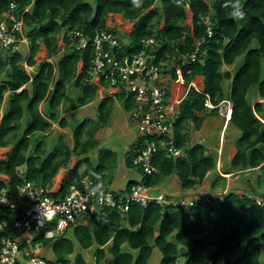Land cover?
Segmentation results:
<instances>
[{
  "label": "trees",
  "instance_id": "1",
  "mask_svg": "<svg viewBox=\"0 0 264 264\" xmlns=\"http://www.w3.org/2000/svg\"><path fill=\"white\" fill-rule=\"evenodd\" d=\"M156 1L96 0L93 7L86 0H0V17L12 2L17 4L16 16L24 22L23 32L29 43L27 58L16 53L0 62V74L5 72L8 78L0 88V113L6 104L0 124V148L12 147L7 159L0 160V174L10 179L8 184L0 180V191L5 187L15 190L24 182L51 188L59 171L66 168L74 155H87L96 147L91 131L84 140L91 121L84 122L75 131L73 150L63 140L50 151L45 148L44 141L35 148L31 146L32 138L48 134L53 124L68 127L65 119H59V112L70 86L82 91L80 107L96 97L99 88L89 83V70L95 56L92 39L102 30L118 33L107 27L110 14H121L136 23L130 35V43L135 47L141 40L155 37L162 46L163 55L172 53L174 48L185 55L193 52L196 43L201 42L197 60L184 66L180 74L175 69L171 74L172 81L182 80L190 86L197 77L204 78V88L190 89L185 100L175 107V140L183 155L178 159L168 158L164 153L156 156L153 163L159 173L143 177L146 187L154 188L163 179L176 175L181 187L190 191L217 169L216 155L210 154L202 144L191 145L188 132L191 124L201 129L208 116H218L221 103L226 101L233 106L229 124L242 132L236 142L231 169L242 173L264 170V102L248 100L251 90L255 89L264 101V0H213L210 3L207 0H159L162 13L152 9ZM187 5L193 13L192 32L182 26L187 20ZM237 11L242 15H234ZM208 16L213 33L210 38L205 23ZM163 17L165 26L160 30ZM66 31L86 36L90 40L88 46L78 50L77 40L66 37L63 39L66 47L62 51L60 36ZM41 45L45 46L49 59L62 55L58 62L40 64L38 73L31 77L23 64L37 65L35 58ZM127 51L132 49L129 47ZM240 58L243 64L234 72L224 70L225 66L234 67ZM80 63L83 69L78 73ZM229 81L231 91L225 98L223 85ZM114 100L112 97L102 101L99 108L102 122L110 114ZM118 100L126 111H132L135 106L132 96L126 98L120 94ZM208 102L213 108L207 115ZM42 104L45 113L40 110ZM116 159L117 154L108 150L100 152L97 166L86 158L88 166L84 175L78 163L67 172L60 193L55 196L67 195L69 188L84 176L106 183V173L113 168ZM132 159L133 152L128 158L129 168H133ZM20 169L25 170L23 175ZM136 184L138 182L130 183L126 191ZM217 187L214 184L212 190ZM68 231L55 240L43 236L36 240L42 247L53 243L55 259L48 261L49 264H87L82 255L75 260L70 258L75 245L66 237ZM20 233L10 234L16 238ZM73 233L82 249L97 246L96 264H103L106 247H109L114 264H149L156 248L163 257L161 264H177L180 258L185 259L186 264H264L261 261L264 207L248 195L235 192L227 194L225 203L221 198H211L209 202L198 198L197 204L188 209L152 203L146 209L132 204L126 213L101 210L88 217L86 225L74 227ZM126 247L131 251L124 250ZM209 249L213 251L207 259Z\"/></svg>",
  "mask_w": 264,
  "mask_h": 264
},
{
  "label": "built area",
  "instance_id": "2",
  "mask_svg": "<svg viewBox=\"0 0 264 264\" xmlns=\"http://www.w3.org/2000/svg\"><path fill=\"white\" fill-rule=\"evenodd\" d=\"M211 1L207 0L208 3ZM17 7L12 2L0 17V62L21 53L22 46L28 43L23 32L24 22L16 16ZM205 23L210 38L213 33L209 16L205 18ZM63 34L65 38L77 40L78 50L85 49L90 41L77 31ZM92 40L95 56L89 70V83L117 97L120 94L126 98L133 97L135 106L131 111V120L136 125L139 138L132 166L143 177H152L159 173L153 163L156 156L164 153L168 158L178 159L183 155L175 140L176 102L172 99L174 81L171 74L174 69L180 74L184 66L197 60L201 42L196 43L191 53L183 55L178 48H174L172 53L165 52L163 55L162 46L155 37L145 38L135 47L130 42L124 43L120 34L102 30ZM129 47L132 51H127ZM23 67L28 71L27 63ZM142 180L121 194L111 189L108 180L103 184L88 176L76 181L63 197L55 196L61 189L54 192L49 187L31 182H24L15 190L10 187L1 189L0 264H49L41 255L42 245L36 240L40 236L55 240L71 228L86 225L88 217L101 210L126 213L132 204L146 209L152 203L188 209L198 202V199L150 197V188ZM217 197L206 200L209 202ZM221 201L225 203L226 196L221 197ZM256 203L264 207L261 199L256 198ZM13 231L21 233L12 238L10 233ZM30 234L35 236L28 238Z\"/></svg>",
  "mask_w": 264,
  "mask_h": 264
},
{
  "label": "rangeland",
  "instance_id": "3",
  "mask_svg": "<svg viewBox=\"0 0 264 264\" xmlns=\"http://www.w3.org/2000/svg\"><path fill=\"white\" fill-rule=\"evenodd\" d=\"M93 7L96 5V0H86ZM63 37V38H62ZM120 37L124 43L130 41V36L128 34H123L120 32ZM65 35L62 34L60 36V42H63ZM61 44V43H60ZM29 43L24 44L21 48V53L26 58L28 57L27 46ZM63 46V44H61ZM44 50V48H42ZM62 55V54H61ZM57 56L52 62H58L59 58ZM39 55L37 59L39 61H45L46 57ZM55 60V61H54ZM243 64V60L240 58L237 61V64L234 67H229V70L224 68L226 71H235V68H239ZM38 70V68H35ZM77 70H82L81 65L78 66ZM30 74L33 76L34 73L28 70ZM8 78L5 72L0 74V88L7 82ZM183 82V81H182ZM183 86V93L178 96V100L175 103L176 106H179L186 98L187 93L190 89H199V83L195 80V82L190 85H186L185 82ZM225 90V98H228L231 91V81L225 82L224 85ZM201 89V88H200ZM9 94V93H8ZM8 94L5 96V100L8 99ZM82 97V91L80 89H76L72 86L69 87L68 93L64 99L63 106L60 108L59 119H65L67 122L66 128H63L59 123L53 124L52 130L46 134H38L32 138V148H35L40 142L44 141L45 148L50 151L57 145L60 140L65 141V143L73 150L75 148V131L80 128L84 122H92L85 131L84 140H86L89 136L87 134L88 131L93 133V139L96 144V147L91 150L87 155L78 157L73 156L70 163L66 166V168H62L58 175H61L63 178L67 174L69 170H72L76 167L78 163H81V174L84 175L87 169L86 158H89L90 162L93 166H97L99 163L100 152L102 150L113 151L117 154V159L113 168H111L107 173V180L110 184L111 189L121 194L126 191L128 185L132 182H140L143 178L142 174L139 173L134 168H129L127 166L128 158L134 152L137 147L139 133L136 128V125L131 120V111H126L123 103L118 100V97L115 94H112L110 91H102L98 90L96 97L92 101H87L84 107L80 108L79 99ZM116 97L114 100V104L110 108V114L106 117V121L102 122L100 120V112L99 108L102 104V101L106 98ZM248 100L251 103L255 102H264L260 99L255 89H252ZM231 106H229L226 102L221 103L219 107V115L210 117L208 116L202 124L201 129H196L194 125H190L188 132V140L189 143L195 144L198 142L199 144L204 145L209 151H212V154H216L217 157V169L219 164L218 156H220L219 151L221 152L222 163H220V170L225 175L222 178L220 172L217 173H209L205 181L190 190L189 192H185L181 187V183L179 178L176 175H172L162 180V182L148 190V195L150 197H165L166 199L170 198L172 200L177 199H209L210 197H215L216 194L218 197H225L228 188L235 193L242 195H249L251 197L260 198L264 200V170H247L245 172H235L231 169V163L236 155V142L242 136V132L230 125L229 130L226 132V142L221 143L220 139L222 136V130L224 129L225 121L228 120V115ZM6 104H4L1 108L2 116L5 112ZM41 112L45 113V107L40 106ZM209 110L206 114H209ZM224 115V116H223ZM1 116V113H0ZM1 124V119H0ZM22 131L25 127L24 122L22 123ZM21 131V132H22ZM236 132V133H234ZM224 137V136H223ZM194 145V146H195ZM7 150L2 151V153H6ZM227 168V169H225ZM225 170H229L230 175H226ZM21 171V169H20ZM25 172L24 169L21 171V175ZM56 180V179H55ZM58 183L57 181H55ZM217 184L216 191L212 190V186ZM225 194V195H224ZM74 228L70 229L66 237L73 241L75 245V252L70 258L75 260L78 255H82L84 259L87 261V264H96V254L98 251L97 246H93L88 250H84L80 247L78 242L74 237ZM35 234L27 235L28 238H33ZM24 237V236H22ZM25 238V237H24ZM54 240V239H53ZM109 252V247L105 249ZM213 249H209L207 253V259H209L212 255ZM262 257L261 261L264 262V247L262 249ZM41 254L43 258L47 260H54L55 255L53 252V243L48 246H43L41 250ZM162 254L159 249H155L151 259L149 260V264H161ZM187 261L183 258H180L177 264H186ZM103 264H114L113 256L108 253L103 261Z\"/></svg>",
  "mask_w": 264,
  "mask_h": 264
},
{
  "label": "crops",
  "instance_id": "4",
  "mask_svg": "<svg viewBox=\"0 0 264 264\" xmlns=\"http://www.w3.org/2000/svg\"><path fill=\"white\" fill-rule=\"evenodd\" d=\"M152 9H155V10H159V12L160 13H162V9H161V6H160V2H159V0H157L156 1V3L154 4V6L152 7ZM186 12H187V20L182 24V26H184V27H187V28H189V32H192V27H193V23H192V20H193V13L191 12V9H190V6L189 5H187V7H186ZM135 25H136V23L135 22H131V21H129V20H126L125 18H124V16L123 15H121V14H110L109 16H108V19H107V27L108 28H110V29H112V30H115L116 32H118V34H120V32H122L123 34H128L129 36L132 34V32H133V30H134V27H135ZM165 26V18L163 17V19H162V23H161V26H160V30L161 29H163V27ZM130 42V41H129ZM63 44V46H61V44ZM59 46H60V48L62 49V51H64L65 50V43L64 42H60L59 41ZM42 48H44V50H42ZM27 52H28V49H27ZM43 52H44V57H46L45 59V61H39L38 59H37V57L39 56V55H41V56H43ZM27 58V57H26ZM35 60L37 61V65L36 66H34V67H29L28 66V64H27V67H28V70H30V71H32V73H34V75L35 74H37L38 73V70H35V68H39V65L40 64H42V63H45V62H52V60L53 59H49V57H48V53H47V50H46V48H45V46L44 45H41L40 46V50H39V52H38V54H37V56H36V58H35ZM26 61V60H25ZM26 63V62H25ZM24 63V64H25ZM81 65V67H82V69H83V64L82 63H80L79 64V66ZM229 67L230 66H225L224 68H226V69H228L229 70ZM233 67V66H232ZM82 72V70H79L78 71V73H81ZM27 73L32 77V75L30 74V72H28L27 71ZM196 81L199 83L198 85H199V89L201 88V90L204 88V78L203 77H197L196 78ZM183 86H184V83L182 82V80H179L178 82H174L173 84H172V93H173V95H172V99H173V101H175V102H177V100H178V96L181 94V93H183V91H182V89H183ZM116 98V97H115ZM114 98V99H115ZM225 103V102H224ZM226 103L229 105V106H231V110H232V103H230V102H228V101H226ZM42 106H44V104H42ZM84 107V106H83ZM81 108V107H80ZM41 110V109H40ZM2 112H3V110L1 111V116H0V119L2 120V118H3V116H2ZM230 112V111H229ZM228 112V113H229ZM4 114V113H3ZM224 116V115H223ZM225 127H224V129L222 130V136H221V139H220V141H221V143H223V145H224V143L226 142V136H225V134H226V132L229 130V128H230V125L231 124H229V120H227V122L225 121ZM234 133H236V132H234ZM224 136V137H223ZM197 144H199L198 142L196 143V145ZM193 146L195 145V144H192ZM5 150H7V152L6 153H2V151H5ZM12 150V147H10V148H0V160H6L7 159V157H8V154H9V152ZM209 151V150H208ZM221 151V150H220ZM219 151V154H220V156H218V159H219V164H218V169H216V170H214V171H212V172H210L211 174L212 173H217V171H219L220 172V175H221V177L222 178H225V177H223V176H225L223 173H222V171L220 170V168H221V166H220V163H222V154H221V152ZM209 153L210 154H212L213 152L212 151H209ZM215 154V153H214ZM216 155V154H215ZM225 169H227V168H225ZM256 170H259V169H256ZM229 170H225L224 171V173L226 172V175H230V173L228 172ZM58 177H61V181H60V183H56L55 181H57L58 180ZM58 177H56L54 180H53V184H52V187H51V189L55 192V191H58L59 189H61L62 188V185H63V182H64V178L61 176V175H59ZM0 180H2V181H4L5 183H9L10 182V179H9V177H7V176H5V175H1L0 174ZM214 191H216V190H214ZM185 192H189L188 190L187 191H185ZM226 192L227 193H230V192H232L229 188H228V190L226 189ZM234 192V191H233ZM214 195H217L216 194V192H215V194ZM125 246H127V245H125ZM107 248V247H106ZM105 248V249H106ZM124 250H126V251H131L128 247H126ZM155 250V249H154ZM132 252H134L135 253V251H132ZM108 253H110V252H107L106 251V255L108 254ZM42 255V254H41ZM84 258V257H83ZM85 260V259H84ZM48 261H50V260H48ZM85 262L87 263V261L85 260Z\"/></svg>",
  "mask_w": 264,
  "mask_h": 264
},
{
  "label": "clouds",
  "instance_id": "5",
  "mask_svg": "<svg viewBox=\"0 0 264 264\" xmlns=\"http://www.w3.org/2000/svg\"><path fill=\"white\" fill-rule=\"evenodd\" d=\"M234 15H236V16H241L242 14L239 12V11H237V12H235L234 13ZM100 90V89H99ZM113 98H115V97H113ZM208 105H210V106H208ZM206 107L208 108V109H212L213 108V106H212V104H210V102H208L207 104H206ZM232 111V110H231ZM232 114V113H231ZM230 114V115H231ZM231 118V117H230ZM228 194V193H227ZM227 194H226V196H227ZM217 196V195H216ZM249 196V195H248ZM250 198H252V199H254L255 201H256V198L255 197H251V196H249ZM217 198H221V197H217ZM258 199H260V198H258ZM262 200V199H261ZM262 201H264V200H262Z\"/></svg>",
  "mask_w": 264,
  "mask_h": 264
},
{
  "label": "bare ground",
  "instance_id": "6",
  "mask_svg": "<svg viewBox=\"0 0 264 264\" xmlns=\"http://www.w3.org/2000/svg\"><path fill=\"white\" fill-rule=\"evenodd\" d=\"M231 113H232V111L230 110L229 115H228V120H230V117H231L230 114H231ZM60 181H61V177H58L57 182L60 183Z\"/></svg>",
  "mask_w": 264,
  "mask_h": 264
}]
</instances>
